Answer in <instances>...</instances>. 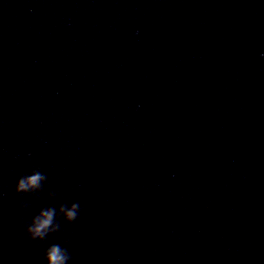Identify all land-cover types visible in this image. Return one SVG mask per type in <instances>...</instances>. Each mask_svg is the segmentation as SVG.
I'll return each instance as SVG.
<instances>
[{
    "label": "water",
    "instance_id": "water-1",
    "mask_svg": "<svg viewBox=\"0 0 264 264\" xmlns=\"http://www.w3.org/2000/svg\"><path fill=\"white\" fill-rule=\"evenodd\" d=\"M262 53L264 0H0V264H264Z\"/></svg>",
    "mask_w": 264,
    "mask_h": 264
},
{
    "label": "clouds",
    "instance_id": "clouds-1",
    "mask_svg": "<svg viewBox=\"0 0 264 264\" xmlns=\"http://www.w3.org/2000/svg\"><path fill=\"white\" fill-rule=\"evenodd\" d=\"M261 55H264L262 53ZM45 177L38 171H33L31 175H25L16 181L15 191L17 193L37 192ZM79 204L71 203L70 205L61 204L59 208L49 207L41 209L35 215L30 223L25 225V231L31 240H44L51 233L59 229L56 223L58 217H62L66 223L71 224L76 221L79 215ZM46 264H69L70 256L67 247H61L59 244L50 245L44 252Z\"/></svg>",
    "mask_w": 264,
    "mask_h": 264
}]
</instances>
